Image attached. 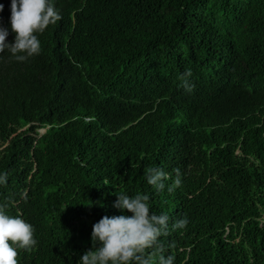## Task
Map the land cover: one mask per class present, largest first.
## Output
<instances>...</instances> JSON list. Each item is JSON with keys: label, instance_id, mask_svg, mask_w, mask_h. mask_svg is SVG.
<instances>
[{"label": "trees", "instance_id": "1", "mask_svg": "<svg viewBox=\"0 0 264 264\" xmlns=\"http://www.w3.org/2000/svg\"><path fill=\"white\" fill-rule=\"evenodd\" d=\"M52 4L39 54L0 52V203L36 240L17 264H76L121 192L169 217L151 264H264V0ZM147 167L169 174L165 189Z\"/></svg>", "mask_w": 264, "mask_h": 264}, {"label": "clouds", "instance_id": "2", "mask_svg": "<svg viewBox=\"0 0 264 264\" xmlns=\"http://www.w3.org/2000/svg\"><path fill=\"white\" fill-rule=\"evenodd\" d=\"M10 28L14 33V41L9 43L5 38L9 29L0 26V52L7 49L16 60L23 61L27 57L40 52L37 33H42L46 26L54 24L60 15L53 7L52 0H10ZM4 5L0 3V11ZM191 69L186 68L179 74L180 86L191 92L193 85L189 82ZM44 132L45 129H40ZM176 175L167 191L172 192L181 184L179 169L173 170ZM148 185L159 192L165 189V181L169 174L157 167L144 169ZM7 174L0 172V185L6 183ZM117 198L112 207L120 210L119 215H104L92 224L90 239L92 248L81 254L76 264H151V256H146L145 249H150L157 237L167 234L169 217L166 213L156 214L149 211L147 194L116 193ZM6 204L0 203V264H17V249L30 250L36 240L33 227L19 216H10L4 209ZM130 213V214H127ZM187 218H180L171 224L173 230L183 229ZM157 264H174V256L161 254Z\"/></svg>", "mask_w": 264, "mask_h": 264}]
</instances>
